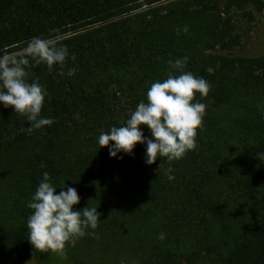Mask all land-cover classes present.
<instances>
[{
  "label": "trees",
  "instance_id": "obj_1",
  "mask_svg": "<svg viewBox=\"0 0 264 264\" xmlns=\"http://www.w3.org/2000/svg\"><path fill=\"white\" fill-rule=\"evenodd\" d=\"M263 10L264 0H0V54L32 37H55L70 54L63 69L28 68L49 94L41 115L51 126L29 134L25 119L0 105V259L264 264V164L255 155L264 153V56L236 52L240 21L258 22ZM183 57L184 71L210 84L193 101L207 106L195 150L151 166L146 145L110 158L100 133L124 125L172 71L168 61ZM45 171L57 191L76 188L75 210L101 214L63 256L33 252L27 241L26 205Z\"/></svg>",
  "mask_w": 264,
  "mask_h": 264
},
{
  "label": "clouds",
  "instance_id": "obj_2",
  "mask_svg": "<svg viewBox=\"0 0 264 264\" xmlns=\"http://www.w3.org/2000/svg\"><path fill=\"white\" fill-rule=\"evenodd\" d=\"M69 55L68 47L59 44L55 37H32L20 51L0 54V105L12 108L15 116L25 119L29 126L22 131L31 134L54 123L52 118L41 115L49 94L38 78L29 80L28 68L34 62L46 65L49 70L56 66L63 69ZM71 59L75 61V54L71 55ZM168 63L172 71L163 81L152 83L147 90L146 102L141 101L137 105L124 125L113 126L109 131L100 133L98 144L100 149H108L110 158H122L121 154L130 156L138 144L146 145L144 162L151 166L162 158L169 163L182 159L197 147V130L202 126L207 106L193 101L197 94L201 99L206 97L210 84L202 77L184 71L187 57L169 60ZM173 71L179 74L174 75ZM75 72V68H69L66 75L72 77ZM60 75L65 73L61 71ZM145 126L151 138L145 137ZM255 155L264 164V153ZM44 167L41 163V168ZM171 173L169 168L170 181L175 179ZM57 190L45 171L26 205L31 210L27 218V241L33 252L63 256L66 247L75 246L80 238L91 234L89 229L95 230L101 222V214L95 207L87 205L80 210L74 209L80 203L76 188L64 183ZM159 238L164 239V234L161 233ZM33 261L34 255L26 264H33Z\"/></svg>",
  "mask_w": 264,
  "mask_h": 264
},
{
  "label": "rangeland",
  "instance_id": "obj_3",
  "mask_svg": "<svg viewBox=\"0 0 264 264\" xmlns=\"http://www.w3.org/2000/svg\"><path fill=\"white\" fill-rule=\"evenodd\" d=\"M257 18L258 22L249 19L240 21L238 32L241 36V44L236 52L245 56H264V10ZM26 262L16 263L10 259H0V264H26ZM33 264L38 263L33 261Z\"/></svg>",
  "mask_w": 264,
  "mask_h": 264
}]
</instances>
